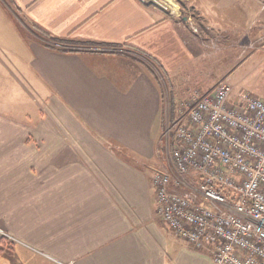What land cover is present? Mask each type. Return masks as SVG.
Masks as SVG:
<instances>
[{
    "label": "crops",
    "instance_id": "obj_1",
    "mask_svg": "<svg viewBox=\"0 0 264 264\" xmlns=\"http://www.w3.org/2000/svg\"><path fill=\"white\" fill-rule=\"evenodd\" d=\"M184 7L221 37L229 57L219 64L232 69L248 52L240 47L263 52L264 0ZM174 9L162 0H0V231L22 242H7L13 256L0 264H214L210 248L161 221L152 184L162 81L217 76L211 47ZM20 15L86 49L28 37Z\"/></svg>",
    "mask_w": 264,
    "mask_h": 264
},
{
    "label": "built area",
    "instance_id": "obj_2",
    "mask_svg": "<svg viewBox=\"0 0 264 264\" xmlns=\"http://www.w3.org/2000/svg\"><path fill=\"white\" fill-rule=\"evenodd\" d=\"M232 96L221 82L195 97L176 131L171 173L155 174L159 212L176 236L210 248L214 264H264V99ZM171 181L187 192L162 187Z\"/></svg>",
    "mask_w": 264,
    "mask_h": 264
},
{
    "label": "rangeland",
    "instance_id": "obj_3",
    "mask_svg": "<svg viewBox=\"0 0 264 264\" xmlns=\"http://www.w3.org/2000/svg\"><path fill=\"white\" fill-rule=\"evenodd\" d=\"M162 1L167 5H169L173 9L172 11L175 10L174 6L177 8L178 11H175V13L173 12L172 14L177 15L178 13V17L180 20H183L184 17H187L188 20L190 21L193 20L195 29L192 30V32H196V34L202 35L203 40L201 46L203 48L211 47V49H209V51H211L210 57L213 58L215 56V58H217L218 60V64H216L217 71L215 73L217 74V76L215 75V79L213 78V73L210 72V76H211L210 80L208 79V75L206 74V80L202 81L201 83L196 74L194 75V77L192 75H189L192 79L187 78V80H185L184 77L181 75V77L178 80L176 79V76H172L175 77L173 82L170 81L169 76H166L165 80L162 81L161 89H162V98H163V104H162L163 127L157 143L158 155L156 154V157L153 159V164H152V169H153L152 184L154 187L155 196L157 200L158 215L160 216L161 221L166 224V222L161 217V214L159 212V202L157 197L158 186L155 184L154 178H155V174L158 172L171 173V169H170V164L172 161L171 157H172V153L174 152L173 150L174 140L179 124L187 122L189 108L192 106L193 102L195 101V97L202 96L207 94L209 91H213L221 82H227L231 84V86H233L232 99L239 96L241 92H249L259 98L264 99V49L263 52L260 53V55H257L256 52L250 51L253 48L249 49V48L240 47L238 48L240 53H243L245 51L248 52L247 54H243L242 56L240 55L233 56L234 64L232 63V69H230L226 64L223 65L219 64L220 60L229 57V55H226L220 47L221 37H219L217 33H211L210 34L211 36H207L208 31L206 29L205 31L203 30L204 25L202 21L198 18V13L196 12L194 13V11L191 10L190 8L184 7V3H186V0H162ZM20 18L21 20H23V24L25 26H28V28H24V31H26V34L28 33L27 36L30 38L39 37L45 41L44 42L45 44L57 48H66V49L69 48V49H79V50L86 49V47L82 49L83 47L77 43L74 44L73 46H67V44L71 43L69 42L70 41L69 38L62 39V41L52 40L53 37L52 35H50L49 32L33 24L23 15H20ZM30 33L32 34V37ZM205 37H209V38H205ZM214 44H216V49H214ZM123 47L124 46H120L118 49L115 50H117V52H121L124 49ZM126 49L128 51H132V53L137 51V50H131L129 48ZM213 50H216V52H213ZM237 52L238 50L234 51L235 54H237ZM213 53H215V55ZM130 55L135 57L137 55L138 59H140L141 57L139 56L140 55L139 53L136 55L134 54H130ZM246 58L249 59V65L243 67L242 69L237 70V65L239 64V62ZM210 64L211 63H209V65ZM154 66L159 67L158 63L155 62H154ZM202 67L204 68V64H202ZM203 78L204 75L201 76V80ZM172 166L174 167L173 161H172ZM188 175L193 176L194 174L191 171L190 173H188ZM162 187L170 190L171 194H174L176 192L179 194H185L187 192V190L177 187L175 183L172 181L169 184L168 183L163 184ZM0 232L2 238L4 237L7 240V242H9L10 245H15V243L22 244L21 241H18L8 232L5 231H0ZM186 242L189 243L188 241ZM208 249L209 248H207V250ZM3 256L6 257L13 256L8 246H5V248L3 249V253H0V259ZM59 264H64V263L59 262Z\"/></svg>",
    "mask_w": 264,
    "mask_h": 264
},
{
    "label": "trees",
    "instance_id": "obj_4",
    "mask_svg": "<svg viewBox=\"0 0 264 264\" xmlns=\"http://www.w3.org/2000/svg\"><path fill=\"white\" fill-rule=\"evenodd\" d=\"M53 37V36H52ZM52 40H55V41H62V39H57V38H54L53 37V39ZM69 42H73L72 40H70ZM68 44L67 46H73L74 44H76V43H81V42H73L72 44ZM88 44H92V43H88ZM46 46H48V47H51L52 49H56L57 47H54V46H50V45H46ZM57 50H59V51H63V52H82V50H79V49H69V48H57ZM139 54L141 55V53L139 52ZM6 244H7V240L3 237L2 239H1V242H0V253H3V249L5 248V246H6Z\"/></svg>",
    "mask_w": 264,
    "mask_h": 264
}]
</instances>
